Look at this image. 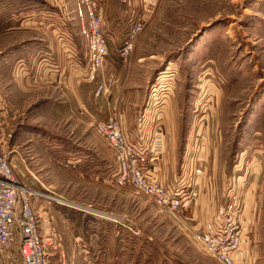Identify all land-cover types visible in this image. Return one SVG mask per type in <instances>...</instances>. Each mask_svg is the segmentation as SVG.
<instances>
[{"label": "rangeland", "instance_id": "1", "mask_svg": "<svg viewBox=\"0 0 264 264\" xmlns=\"http://www.w3.org/2000/svg\"><path fill=\"white\" fill-rule=\"evenodd\" d=\"M100 2L111 58L89 82L78 0H0V153L43 235L65 264H224L196 233L229 219L249 237L237 263L264 264V0ZM133 15L144 30L124 59ZM144 107L164 131L154 177L176 185L197 166L180 212L117 181L99 131L115 118L136 130ZM18 241L0 264H22Z\"/></svg>", "mask_w": 264, "mask_h": 264}, {"label": "built area", "instance_id": "2", "mask_svg": "<svg viewBox=\"0 0 264 264\" xmlns=\"http://www.w3.org/2000/svg\"><path fill=\"white\" fill-rule=\"evenodd\" d=\"M140 1L143 9L148 12L157 3V0ZM78 11L86 24L85 35L89 38L90 62L86 77L87 81L92 82L104 68L109 56L105 18L100 0H78ZM143 19L138 18L132 23L127 40L120 50L124 59L129 56L137 36L144 30ZM107 88V82L100 81L96 95H103ZM98 128L116 151L117 181L135 184L153 197L159 206L174 213L187 208L194 200V191L189 187L194 182L191 178L197 172V166L192 159L183 167L189 180L183 178L176 185L169 186L154 177L157 170L155 154L162 152L165 139L162 128L150 121L147 109L138 117L137 140L130 138L125 126L117 118L101 122ZM148 131L153 132L150 146L146 144ZM149 149L153 151L151 158L145 152ZM198 171L201 172L200 169ZM12 172L7 160L0 153V256L10 251L14 235L19 231L18 247L22 264H51L49 248L55 243L41 231L40 220L32 204L33 194L18 183ZM244 235V227L238 225L236 220L229 219L213 225L202 234L196 233L204 248L224 264H238V259L243 254Z\"/></svg>", "mask_w": 264, "mask_h": 264}, {"label": "crops", "instance_id": "3", "mask_svg": "<svg viewBox=\"0 0 264 264\" xmlns=\"http://www.w3.org/2000/svg\"><path fill=\"white\" fill-rule=\"evenodd\" d=\"M133 17L135 18V15H133ZM136 19V18H135ZM114 23V22H113ZM108 24V22H107V24H108V26H107V28L108 27H110L111 26V28H112V30L114 31V29H116V27H115V25L114 24ZM113 35H114V33H112ZM110 58H111V55H109V57H108V61L110 60ZM104 71V70H103ZM100 73H101V71H100ZM99 81H102V79L101 80H99ZM97 88V87H96ZM108 90H109V87L107 88V91L106 92H108ZM105 92V93H106ZM104 93V94H105ZM147 107H144V110L146 109ZM126 126H125V128H126V131H127V134L129 135V136H131V137H133V138H135L136 137V130L135 129H133V127H132V125H130V123L129 122H126V124H125ZM130 127H132V128H130ZM157 166H158V164H157ZM194 205H196V202L194 203ZM249 238V237H248ZM248 238H246V244H247V242L249 241V239ZM248 239V240H247ZM15 245V244H14ZM245 245V244H244ZM14 249V248H13ZM49 250H50V260H51V264H65V254H64V251H63V248L61 247V248H58V246L57 245H53V247H50L49 248ZM4 257V256H3ZM14 263V262H13ZM17 264V263H16Z\"/></svg>", "mask_w": 264, "mask_h": 264}, {"label": "bare ground", "instance_id": "4", "mask_svg": "<svg viewBox=\"0 0 264 264\" xmlns=\"http://www.w3.org/2000/svg\"><path fill=\"white\" fill-rule=\"evenodd\" d=\"M57 201V200H56ZM59 201V200H58ZM63 204V203H62Z\"/></svg>", "mask_w": 264, "mask_h": 264}]
</instances>
